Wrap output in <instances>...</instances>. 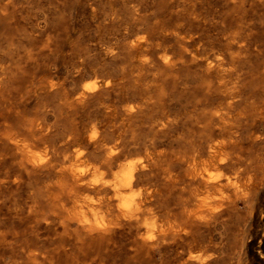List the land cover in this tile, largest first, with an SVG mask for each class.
I'll return each instance as SVG.
<instances>
[{
	"label": "rangeland",
	"instance_id": "obj_1",
	"mask_svg": "<svg viewBox=\"0 0 264 264\" xmlns=\"http://www.w3.org/2000/svg\"><path fill=\"white\" fill-rule=\"evenodd\" d=\"M165 51L173 55L171 63L162 61ZM218 56L223 65L210 69V60ZM0 63L5 67L0 105L8 113L0 137L44 119L56 140L72 126L83 131L101 100L119 107L144 93L156 99L151 112L177 113V127L187 134L194 109L229 101L237 105L230 108L237 130L231 149L253 169V189L216 219L194 226L193 233L198 243L217 246L211 264H264V145L259 139L264 132V0H0ZM94 82L98 86L91 92H101L99 97L72 101L70 92ZM146 118L133 120L142 124ZM192 129L194 136L201 134ZM169 152L173 160L174 149ZM0 173L3 180L8 174L19 180L0 181V264H34L26 254L34 250L40 252L39 264H80L87 255L97 264H156L171 254L163 249L149 257L142 249L130 250L124 233L103 247L87 239L80 243L71 220L63 225L56 220L44 174H27L13 160L2 164ZM168 190L172 201L181 199L172 184H164L161 192ZM36 196L40 206L33 208L29 202ZM49 220L55 223L47 225ZM195 251L210 254L212 249L199 245Z\"/></svg>",
	"mask_w": 264,
	"mask_h": 264
},
{
	"label": "bare ground",
	"instance_id": "obj_2",
	"mask_svg": "<svg viewBox=\"0 0 264 264\" xmlns=\"http://www.w3.org/2000/svg\"><path fill=\"white\" fill-rule=\"evenodd\" d=\"M172 56L165 51L162 61L171 63ZM222 65L223 59L218 56L207 66L211 69ZM3 71L4 64L0 63V73ZM2 80L0 76V83ZM97 86L94 82L80 92H70L72 101L88 102L99 97L101 92H91ZM235 92L227 95L233 96ZM154 100L148 93L121 101L119 107L101 100L97 114L86 120L83 131L72 126L73 129L63 132L56 140L51 138L52 124L44 119L37 120L24 132H8L0 137V166L13 160L27 174L31 171L44 174L45 195L53 200L56 220L62 225L71 220L81 234L77 240L75 237L80 243L87 239L86 243L103 247L117 233L118 236L124 233L130 250L142 249L149 257L163 249L171 250L169 256L160 258V263L155 258L156 264H211L217 258V246L209 240L198 243L194 226L209 223L237 200L244 199L254 182L253 169L247 160L231 149L237 132L230 123L233 105L231 101L219 102L222 104L201 112L194 109L192 128L201 130V134L194 136L192 128L187 134L177 127L181 120L177 113L164 108L151 112ZM7 115L0 105V128ZM139 117L147 118L142 124L134 123L133 119ZM111 118H115L113 123H108ZM143 128L151 134H141ZM260 134L264 145V132ZM170 149H174L173 160L168 159ZM5 177L3 180L0 173V181H19L14 174ZM164 184H172L180 191L181 199L172 201L169 190L168 194L162 193ZM38 198L28 201L33 208L38 207ZM54 223L47 221V225ZM199 245L212 252L195 251ZM39 253L26 252L34 264H39ZM93 256L87 255L79 263L97 264Z\"/></svg>",
	"mask_w": 264,
	"mask_h": 264
}]
</instances>
